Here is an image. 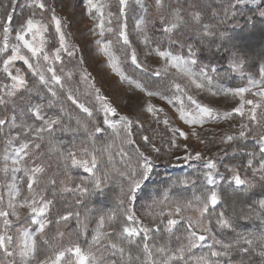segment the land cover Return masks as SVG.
Wrapping results in <instances>:
<instances>
[{"label": "snow or ice", "instance_id": "6c2138e0", "mask_svg": "<svg viewBox=\"0 0 264 264\" xmlns=\"http://www.w3.org/2000/svg\"><path fill=\"white\" fill-rule=\"evenodd\" d=\"M234 3L255 6V13L264 18L262 0H234ZM17 5L18 0H7L0 5L5 9L0 16V29L3 31L0 55L6 56L0 72L10 81L0 85V106L11 112L10 116L6 112L4 118H0V142L4 146L0 172L6 178L4 186L8 190L6 204L0 197V264H191L193 260L195 264H253V255L260 257L261 264H264V231L259 234L245 231L241 223L255 219L264 228V198L256 201L252 210L241 208L237 211L234 206L231 213L226 209L216 210L227 203L225 196L229 190L233 196H250L257 186L264 189V112L257 115V109L264 108V65L260 67L259 80L248 74L246 85L226 87L218 82L223 79L218 69L201 62L204 53L210 56L219 54L227 60L232 73L244 75L246 66L242 53L235 45L225 46L230 44V38L220 24L210 22L220 15L211 0H154L152 7L155 11L150 13L148 7L140 4L141 15L135 19L134 31L147 49V55L154 54L163 61L162 67L151 75L160 76L170 68L175 69L176 74L197 89L211 91L214 86L212 95L222 94L225 100L239 98L238 105L231 111L220 113L187 94L181 84L174 83L177 92L181 93L175 96L180 102L177 108L179 120L193 126L228 120L232 113L248 118L247 123H240L238 133L225 132L216 141L227 146L221 148L224 155H228L227 148L231 147L234 154L248 157L243 164L244 175H241L237 165H225V172H221L214 157H205L199 151L192 154L187 144L183 145L187 153L185 160L203 162L204 187L199 195L193 196V200L175 203L174 210L167 213L166 222L160 220V224L164 225L163 231L159 226L153 228L144 224L134 208L142 183L153 167V158L148 153L139 146L132 147L137 144L133 139L135 125L141 124L142 127V122L138 117L120 114L94 83L90 87L95 93V101L88 106L70 86L72 72H65L61 67L58 73L56 64L62 63L61 54L74 57L79 49L69 45L65 31L69 24L58 14L54 3H49V0H24L19 7H27L30 12L26 16L22 12L19 18L15 16ZM105 7L100 0H86L89 14L93 9L98 14L96 27L100 29L101 36L105 31H114L112 27L105 29ZM233 7L229 0L224 10L225 20L236 18ZM129 11V0H118V14H115L117 43L125 49H132L128 53L131 64L148 74L149 68L141 63L137 50L130 42L127 25ZM113 16L114 13H107L109 25ZM16 19L19 23L14 26ZM11 32H15V43L9 41ZM49 35L53 41L50 47L54 48L51 52L46 50ZM97 43L102 45L108 56L109 67L122 80L134 84L149 97L160 96L172 103V98L149 90L141 81L126 76L117 57L112 54L110 44H102L99 40ZM17 61H22L27 66L26 70L15 67L13 71ZM79 63L83 64V59ZM26 72L31 73L36 81L32 87L28 86ZM88 79L89 74L81 69V80L86 82ZM253 89L257 91L253 92ZM245 93L258 96L259 100L246 99ZM182 95L187 96L190 107L186 108ZM245 105L251 106L247 112ZM142 110L152 114L156 123L161 122L158 114L162 109L148 103ZM99 113H103L102 122ZM162 122L172 132L169 147L179 148L177 134L185 140L188 134L180 128L171 127L167 117ZM109 129L112 130L111 141L100 144L98 134ZM81 132L84 139L77 144L76 139ZM191 135L199 139L197 132L192 131ZM65 136L70 140L65 141ZM249 138L256 141L258 151H245L242 142ZM140 139L145 146L151 147L152 152H160L151 136L143 135ZM200 143L206 142L200 139ZM53 156L58 161L57 166H63L64 179L60 180L59 188L54 177L41 187V174L47 168L44 160ZM116 156L120 157L123 167L116 166ZM257 157L258 166L254 164ZM72 169H82L88 175H81L77 180L71 174ZM249 170L250 176L247 174ZM19 173L23 175L18 176ZM25 184L26 193L22 191ZM110 184L119 187L117 206L95 218L96 226L89 238L86 233L91 222V210L84 202ZM222 184L227 187H222ZM49 188L52 189V198L47 196ZM64 193H70L75 199L69 203L64 200ZM60 202L64 204V211L62 214L57 211L55 223L67 229L70 218L75 217L77 229L65 232L57 228L56 236L49 238L46 230L53 223L50 218L52 210ZM19 209L27 211L22 215ZM189 209L197 215H186ZM159 215L164 216V212ZM181 227L184 234L173 240L174 229L179 231ZM197 248L202 254L194 256L193 249ZM41 254L43 259L39 258Z\"/></svg>", "mask_w": 264, "mask_h": 264}, {"label": "rangeland", "instance_id": "374dc122", "mask_svg": "<svg viewBox=\"0 0 264 264\" xmlns=\"http://www.w3.org/2000/svg\"><path fill=\"white\" fill-rule=\"evenodd\" d=\"M225 1L229 2V0ZM100 2L106 5L104 9L105 29L108 27H112L114 29L113 32L105 31L103 36L100 35V29L96 27L99 23V20L97 19L98 14L95 9H93L92 13L89 14L86 8V0H49V3H54L56 5L58 14L64 17L69 24V27L65 29L69 45L75 46L76 49H79L74 57L68 56L67 53H62V63L58 62L56 64V68L58 73L61 67L64 68L65 72H72V80L69 82L70 86L73 91L77 93L79 98L88 106H92V103L95 101V93L90 87V85L94 83L97 88L101 89V93L109 99L113 106L117 107L120 114L129 115L130 117H138L142 122V127L141 124L135 125L134 130L136 134L133 136V139L137 141V144L132 147H141V150L145 151L153 158L152 170L149 172L147 179L142 183V186L146 181L151 180V176L154 172L163 168L166 170L184 169L185 173L196 169L204 170L202 167V161L184 159V156L187 154L183 147L185 144H187L188 151L192 154L199 151L205 157L211 156L214 157L217 162H220L224 157V153L221 152V148L227 146L221 145L216 141H218L225 132L230 134L238 133L240 123H247L248 118H242L238 113H232V117L228 120H219L215 122L208 121L204 125H186L178 118L177 108L179 107L180 102L175 99V96L181 95V93L177 92L174 87V83L181 84L187 94L194 96L201 103L217 109L220 113L231 111L234 106L238 105L239 98L234 100L229 97L225 100L222 94L212 95V91H215L214 86L211 91L207 88L197 89L185 78L176 74L175 69L170 68L167 73H162L160 76L151 75V72H154L162 67L163 61H161L154 54L152 56L147 55V49L137 39L138 33L134 31V28L135 19L139 18L141 15L140 4L148 7L150 9V13H152L155 11L152 7L154 0H140L139 4L137 3V0H129L130 11L128 13L127 25L128 32L130 34V42L132 43L133 48L137 50L141 63L146 64L150 72L148 74H144L140 69H136L135 66L131 64V60L128 55L132 49H125L122 47L121 43H117V22L115 14H118V0H100ZM231 2L232 4H235L234 0H231ZM5 3H7V0H0V5H4ZM20 4H24V0H18V5L15 8V16L17 18L21 16L22 12L25 16L30 12L27 7L21 9L19 7ZM239 6H250L255 8V6L252 5ZM261 7H264V0H262ZM4 11L5 9L0 7V16L3 15ZM108 12L114 13L111 25L107 22ZM149 18L151 17L149 16ZM18 23V19L14 20V26ZM52 31L54 32V29ZM9 35V41L11 43H15V32H11ZM47 40L48 46H46V50L49 52L54 51V48L50 47L53 42L51 35L47 37ZM98 40L101 41L102 44H110V50L112 54L117 57L119 65L126 76L132 80L141 81L149 90L158 91L161 95L172 98V103H169L168 99H161L160 96L149 97L146 93L137 89L134 84H129L127 80H122L121 77L113 72L109 67V58L102 50V45L97 43ZM2 42L3 31L0 29V44H2ZM8 54H11L10 51ZM3 59H6V56L0 55V68L3 66ZM81 59L84 61L83 64L79 63ZM41 63L43 64L42 60ZM19 65L23 66L22 69L26 70L27 66L23 65L22 61H17L13 67V71L15 67H19ZM81 69L86 70L89 74V79L86 82L81 80ZM234 74L236 76H241L239 73ZM26 76L28 78V86L32 87L36 81L29 72H26ZM4 83H10V81L6 80L4 78V74L0 72V85ZM255 91L257 90L253 89V92ZM245 97L246 99L259 100L258 96H253L251 93H245ZM181 98L183 99L186 108L190 107L187 96L182 95ZM148 103H152L157 109H162V111L158 114L159 120L161 121L160 123H156V119L152 114L147 113L146 110H142L146 109V105ZM68 104L70 105V102H68ZM10 107L11 105H9V108ZM71 107L74 108V106ZM250 107V105H245V111L247 112ZM6 112L9 116L11 115V112L3 106H0V118H4V113ZM261 112H264V108L257 109L258 116ZM98 116L102 119L103 113H99ZM165 117L170 120L171 127L180 128L188 134L187 140L179 137L177 134L176 138L177 143L180 145L179 148H170L168 145L169 138L172 137V132L168 131L167 127L162 122ZM5 130L7 131V129ZM110 131L112 132L111 129ZM192 131L199 134V139L196 136L191 135ZM138 135L151 136L153 138V143L160 148V152H152L151 147L145 146L143 141L140 139L141 136L139 137ZM200 139H203L206 143L201 144ZM3 147V143L0 142V167H2ZM113 151H115V149ZM115 162L118 168L123 167L119 156H116ZM57 165L58 162L47 165L46 172L41 174L42 182H47L49 178L54 177L56 179V184H59L60 186V180L64 179V176L62 175L63 166L62 164H60L59 167ZM237 166L240 168L241 175H244L243 165ZM71 174L77 180L81 175H88L87 173H84L82 169H72ZM247 174L250 176L251 170H249ZM17 175L22 176L23 174L19 173ZM6 182L4 174L0 172V197H3L5 204L8 199V190L4 186ZM182 185L185 186L184 184ZM191 200H193V198L188 201ZM188 201H183L180 197L178 198L174 196L171 192H164L161 195L152 198L151 201L143 200L141 203L143 210H137L135 207L134 208L136 215L144 224H147L150 221L159 223L162 219L166 222V219L168 218L167 213L174 210L176 202L187 203ZM19 211L23 215L27 210L19 209ZM161 211L164 212V216L159 215ZM185 214L189 216L197 215V213L191 209H189ZM173 218L178 219V217ZM60 230L64 231L62 229ZM64 239L66 240V237Z\"/></svg>", "mask_w": 264, "mask_h": 264}, {"label": "trees", "instance_id": "16d2710c", "mask_svg": "<svg viewBox=\"0 0 264 264\" xmlns=\"http://www.w3.org/2000/svg\"><path fill=\"white\" fill-rule=\"evenodd\" d=\"M212 6L219 10L220 15L214 18L211 23L220 24V27L223 31L228 34L230 38V44L226 43L225 46L235 45L236 49H238L244 59H245V67L243 69L244 75L236 76L234 73L230 71L228 68L227 60L221 58L219 54L216 56H210L207 53L202 54L201 62L207 63L210 66H214L218 69L219 74L223 77L219 83L224 84L226 87H234V86H244L248 82V74H252L256 79L260 78L259 70L261 65H264V19L255 13L254 7H242L239 5H234L232 11L236 13V18L234 20L224 19V10L229 4V2L225 0H211ZM223 21V23H221ZM10 38V35H9ZM192 42V41H189ZM179 51V49H177ZM20 68L23 66L19 65ZM228 73V75H225ZM216 83V82H215ZM83 116V115H82ZM100 118V117H99ZM102 122V119H101ZM73 126H75V120L72 121ZM100 136L99 143L104 144L110 142L112 139V132L110 129L107 132L98 134ZM139 137L141 135H138ZM65 141L70 140V137H63ZM84 139V134L81 132L76 139L77 144L80 140ZM245 145V151H258V146L256 145V141L249 138L246 141L242 142ZM228 155H224L222 160L218 162V166L221 172H225V165H240L242 166L247 162L248 157L232 152L231 147L227 148ZM234 157V158H233ZM106 159V156H105ZM58 162L56 157L53 156L51 159L45 158L44 163L46 165L50 163ZM254 164L258 166L259 157H257ZM117 165V164H116ZM204 170H190L185 173L184 169H175V170H166L160 169L154 172L151 176V180L146 181L140 192L138 193V199L134 202V207L137 210H143L141 203L143 200L151 201L152 198L161 195L164 192H171L174 196L180 197L183 201H188L193 198L194 195H199L203 191L204 181L203 178ZM183 181H187V183H183ZM45 182L41 183V187H43ZM184 184L185 186H183ZM192 184V185H191ZM57 188H59V184H56ZM222 187H227L226 184H222ZM22 191L25 192V185ZM119 192L118 185L110 184L106 187L102 192H98L96 195L91 196L84 203L87 205V208L91 210L89 219V229L86 235L91 238V231L96 226L95 218L101 212L108 211L117 206L116 196ZM26 193V192H25ZM48 198H52V189L49 188L47 193ZM64 200L71 203L75 197H73L70 193L63 194ZM264 198V189L260 186H257L253 190V194L250 196H244L243 194H239L237 196H233L231 191L226 194L225 199L227 203L221 204L216 210L219 212L221 209H226L228 212H232L233 206L239 211L241 208L252 210L255 208V202ZM188 199V200H186ZM60 211L61 214L64 211V204L62 202L57 203L56 208L52 210L51 219L53 223L46 230V233L49 238L55 237L57 234V228H60L67 232H74L77 229V220L75 217L70 218L69 225L67 229L64 228L63 225H57L55 223L57 211ZM82 212L83 209H80ZM244 224V230L257 233L264 231V228L261 227L258 220L252 219L251 221H242ZM146 225L155 228L159 226L163 231L164 226L162 224L150 221ZM175 235L172 236V239L175 240L176 236H181L184 234V229L181 227L179 231L174 229ZM167 235H165V240H167ZM207 249H204L206 251ZM201 249H193V255L199 256L201 255ZM135 255V253H133ZM40 259L44 258V255L41 254ZM127 259V256L125 257ZM253 264H261V258L253 255L252 256ZM191 264H195L193 260Z\"/></svg>", "mask_w": 264, "mask_h": 264}]
</instances>
